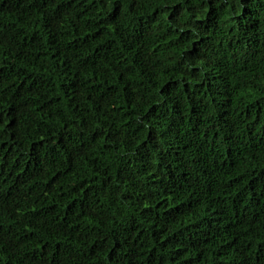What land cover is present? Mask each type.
Returning a JSON list of instances; mask_svg holds the SVG:
<instances>
[{"label": "trees", "instance_id": "obj_1", "mask_svg": "<svg viewBox=\"0 0 264 264\" xmlns=\"http://www.w3.org/2000/svg\"><path fill=\"white\" fill-rule=\"evenodd\" d=\"M0 264H264V0H0Z\"/></svg>", "mask_w": 264, "mask_h": 264}]
</instances>
